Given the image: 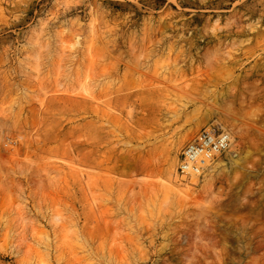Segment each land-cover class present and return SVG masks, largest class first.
<instances>
[{"label": "rangeland", "instance_id": "374dc122", "mask_svg": "<svg viewBox=\"0 0 264 264\" xmlns=\"http://www.w3.org/2000/svg\"><path fill=\"white\" fill-rule=\"evenodd\" d=\"M0 264H264V0H0Z\"/></svg>", "mask_w": 264, "mask_h": 264}, {"label": "built area", "instance_id": "2783aa9c", "mask_svg": "<svg viewBox=\"0 0 264 264\" xmlns=\"http://www.w3.org/2000/svg\"><path fill=\"white\" fill-rule=\"evenodd\" d=\"M231 145L232 139L229 133L209 128L201 130L184 153L182 172L186 174L202 172Z\"/></svg>", "mask_w": 264, "mask_h": 264}, {"label": "bare ground", "instance_id": "6f19581e", "mask_svg": "<svg viewBox=\"0 0 264 264\" xmlns=\"http://www.w3.org/2000/svg\"><path fill=\"white\" fill-rule=\"evenodd\" d=\"M217 127H219L218 129H220L221 131L227 132L231 135V139H232V145L230 147V149H228L226 151L227 156L229 157V161L233 162L236 160V156H238L239 153V149L237 147V131L236 129H234L233 125H228V123L226 124L224 120H219L216 122ZM214 125L211 124L210 126H208L209 129H215L213 127ZM201 174V173H200ZM200 175H196V177H199Z\"/></svg>", "mask_w": 264, "mask_h": 264}]
</instances>
